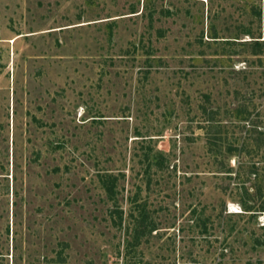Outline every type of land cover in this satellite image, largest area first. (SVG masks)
<instances>
[{"label": "rangeland", "instance_id": "rangeland-1", "mask_svg": "<svg viewBox=\"0 0 264 264\" xmlns=\"http://www.w3.org/2000/svg\"><path fill=\"white\" fill-rule=\"evenodd\" d=\"M0 264H264V0H0Z\"/></svg>", "mask_w": 264, "mask_h": 264}]
</instances>
